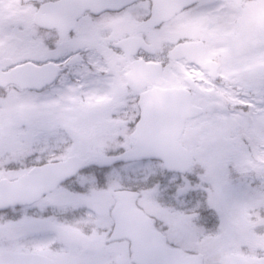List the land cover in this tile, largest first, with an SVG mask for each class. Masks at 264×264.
Listing matches in <instances>:
<instances>
[{
    "label": "snow or ice",
    "instance_id": "obj_1",
    "mask_svg": "<svg viewBox=\"0 0 264 264\" xmlns=\"http://www.w3.org/2000/svg\"><path fill=\"white\" fill-rule=\"evenodd\" d=\"M0 264H264V0H0Z\"/></svg>",
    "mask_w": 264,
    "mask_h": 264
}]
</instances>
